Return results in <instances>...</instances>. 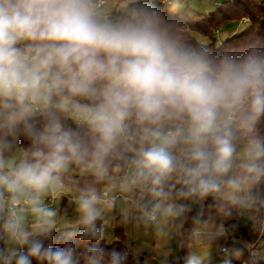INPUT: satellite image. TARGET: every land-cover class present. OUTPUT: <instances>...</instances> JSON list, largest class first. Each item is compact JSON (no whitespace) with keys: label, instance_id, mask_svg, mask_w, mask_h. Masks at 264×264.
Wrapping results in <instances>:
<instances>
[{"label":"clouds","instance_id":"clouds-1","mask_svg":"<svg viewBox=\"0 0 264 264\" xmlns=\"http://www.w3.org/2000/svg\"><path fill=\"white\" fill-rule=\"evenodd\" d=\"M116 161L149 219L209 198L264 210V50L215 55L155 0H0V264H125L58 240L45 203L71 166L104 176ZM100 202L80 196V240H98Z\"/></svg>","mask_w":264,"mask_h":264},{"label":"trees","instance_id":"trees-1","mask_svg":"<svg viewBox=\"0 0 264 264\" xmlns=\"http://www.w3.org/2000/svg\"><path fill=\"white\" fill-rule=\"evenodd\" d=\"M155 3L162 17L182 39L197 45H203L215 55L219 56L225 53L243 54L252 47L264 50V0H223L219 6L208 12H197L188 7L172 8L169 4L160 3L159 0H155ZM125 4L123 6L116 5L113 10L121 9ZM243 17H247L248 20L242 21ZM227 20H239L245 22L246 26L218 42L212 31L220 23ZM198 35L203 36L206 40L199 41ZM27 147L28 141L21 139L18 149L23 151ZM72 167L75 169V173H64L61 180L67 188L74 192L76 197H80L89 190H94L97 193L104 187L117 185L119 183L118 177L125 169L120 161H116L109 168L106 175L98 176L90 170L79 173L78 171L82 168L75 165ZM241 210L232 208L231 213L226 214L219 211L218 207L209 198L203 206H191L177 215L174 227L182 255L185 256L188 253V247L194 239L195 225L198 222L207 220L220 221L225 230L237 234L246 242L255 239L261 222L264 220V210L253 213L256 229L252 238L249 237L247 229L239 219ZM96 223L100 230L98 240H80L78 238L79 227L77 226L58 228L59 231L56 233V237L60 241L69 240L81 253L90 244L98 243L107 250L114 249L125 254V264H147L148 254L144 251L133 250L130 244L126 242L122 215H116L112 219L113 239L108 241L102 237L103 221L101 217ZM262 246H264V242H262ZM258 255L250 254L245 247L237 255V258L231 256L229 261L225 260V264H264V258ZM187 260L184 257L159 264H187ZM197 261L198 264H212L209 261Z\"/></svg>","mask_w":264,"mask_h":264},{"label":"rangeland","instance_id":"rangeland-1","mask_svg":"<svg viewBox=\"0 0 264 264\" xmlns=\"http://www.w3.org/2000/svg\"><path fill=\"white\" fill-rule=\"evenodd\" d=\"M188 1V2H187ZM184 0V7H188L194 11L197 12H208L211 11L215 8V5H213L212 1L213 0ZM110 8V7H109ZM246 26L245 22H241L239 20H227L224 21L222 23H220L217 27L218 32L217 34H215L214 36L217 38V41L220 42L221 40H223L224 38H226L228 36V33L230 31L236 32L238 30H241L242 28H244ZM199 41H205L206 38H204L203 36H197ZM19 151H22L21 149H19ZM85 169H80L78 172L82 173L84 172ZM65 173L68 174H72L75 173V169L71 166ZM125 174V169L122 172V174L118 177V181H120L121 177ZM119 184V183H118ZM107 186L102 188L100 191L108 189L109 191H115V190H119L120 188L117 187L118 186ZM62 188H66V185L63 183V181L61 182V184L53 191L55 196H54V202L50 205H48L49 207L52 206L51 208H53L55 211H57L60 207V202L62 201ZM99 191V192H100ZM99 192H97V194H99ZM130 196L133 200H139V198H137V195L135 193H130ZM117 203V202H116ZM136 203H133V208L132 210L134 211L135 216H137L139 218V215L142 216L141 219V227L142 230L144 232L143 236H140L138 234L139 229H135V234L131 235L129 234V232L127 231V240H133L136 244H140L142 247H144L147 251H152V241L157 243L158 238L156 237L158 234V237H162V235H160V233H158L157 228L155 223H151L149 221L146 220V218L138 211V209L136 208ZM102 207L104 206L105 208L102 209L105 213L103 216V231H102V237H104L107 241L113 239L112 236V230H111V217H112V209H110V207L112 206H105L103 205L101 202L100 204ZM191 206H199L197 204H193ZM117 210V208H116ZM64 213H62V222H66V226H77L78 224L73 223L74 220H76L78 218L79 220V213H74L77 214L75 216H68L67 215V210L64 209L63 210ZM65 214V215H64ZM71 214V213H69ZM73 214V215H74ZM239 219L240 221L244 224L245 228L247 229L248 235L250 238L253 237V234L255 233V221H254V216L252 212H248L246 210H241L240 215H239ZM220 221L218 220H207L206 224L203 223H197L194 227V239L193 241L190 243L189 247H188V253L185 256H195L197 260L199 261H209L212 264H225V259H224V254L221 253L219 251V247L220 244H225V246L228 249L233 250L235 248V241L232 239H228V236L226 237L227 239H225L223 236L224 234H220L219 231H223V228H221L220 226ZM206 226H209V228H205ZM225 230V228H224ZM227 232V230H225ZM171 260H177L179 259L181 256L180 253V248L178 246V242H177V237L175 235L176 231H174L173 228V223H171ZM173 233V235H172ZM230 234H235L233 232H229ZM239 237V236H238ZM240 238V237H239ZM254 239H252L251 241L246 242L245 244H241V248H237V254L238 255L243 248H245L249 243H251ZM240 246V245H239ZM257 254H259V256H264V246L260 247L259 249H257ZM264 258V257H261Z\"/></svg>","mask_w":264,"mask_h":264},{"label":"crops","instance_id":"crops-1","mask_svg":"<svg viewBox=\"0 0 264 264\" xmlns=\"http://www.w3.org/2000/svg\"><path fill=\"white\" fill-rule=\"evenodd\" d=\"M187 1V0H186ZM108 2V7H110L111 9H113L116 5L117 6H123L126 3V0H107ZM188 2V1H187ZM223 2V0H213L212 3L213 5L219 6L221 3ZM184 0H181V5L179 6V8H184ZM232 33V31H230L228 33V35H230ZM120 188V184H118V186ZM62 201L60 202V207L59 209L56 211L57 216H56V221H57V228H61L66 226V222H62V213H64V209L67 210V215L68 216H75L77 214L74 213H78V200L80 197H76L74 192H72V190H70L69 188H62ZM137 195V198H139V193H135ZM48 196V195H47ZM46 198V197H45ZM117 202V203H116ZM137 202V200H133L130 196V193L122 191L120 188V195L116 198L114 205L112 207H110V209H112V217L110 222H112V219L116 216V215H122L123 216V221H124V232H125V238H126V242L128 244H130V246L132 247L133 250L135 251H144L148 254L147 257V264H159V263H164V262H168L171 261V223H173V228L175 231V227H174V221H175V217H162V216H157V220L155 222H151V223H155L156 228L158 233H160V235H162V237H158V235L156 236L158 238L157 243L152 241V251H147L144 247H142L140 244H136L133 240L128 241L127 240V231L129 232V234L134 235L135 234V229H139L138 234L140 236L144 235V232L142 230L141 227V219L142 216L139 215V218L137 216H135L134 211L132 210L133 208V203ZM52 207V206H50ZM99 208L104 209L105 207L98 205ZM117 208V210H116ZM53 209V208H52ZM100 209L101 211V219H103L104 216V211ZM134 209V208H133ZM71 213V214H69ZM74 214V215H73ZM65 215V214H64ZM76 217V216H75ZM78 218L76 220H74L73 223L78 224ZM148 221V220H147ZM150 222V221H149ZM198 223H203L206 224V221L203 222H198ZM221 228L222 224L220 223ZM205 228H209V226H206ZM220 234H224L223 236H225L224 238L227 239L226 237L228 236V239H232L235 241V248L233 250L228 249L229 250V254L231 256H234L237 258V248H241V244H245L246 241H244L243 239L239 238L237 234H230L229 231H225L223 228V231H219ZM173 235V233H172ZM176 235V233H175ZM227 235V236H226ZM178 242V240H177ZM179 246V243H177ZM221 245H225V244H220ZM240 245V246H239ZM180 248V247H179ZM220 248V247H219ZM181 251V250H180ZM181 256L179 259L182 258H186L188 259L190 256H184L182 255V253H180ZM264 257V256H261Z\"/></svg>","mask_w":264,"mask_h":264},{"label":"built area","instance_id":"built-area-1","mask_svg":"<svg viewBox=\"0 0 264 264\" xmlns=\"http://www.w3.org/2000/svg\"><path fill=\"white\" fill-rule=\"evenodd\" d=\"M160 3L167 5L168 3L166 2V0H159ZM248 18L247 17H243L242 21H247ZM213 34H217L218 29L215 28L213 29ZM126 171V169H125ZM101 196V203L105 206H113L114 202L116 200V198L120 195V191L119 190H115V191H109L108 189L102 190L99 192V194ZM54 192H52L51 194H49L48 196H46L45 198V203L47 205H50L54 202ZM145 217V216H144ZM146 220L150 221V222H155L157 220V217L154 219H149L148 217H145ZM262 242H264V220H262L261 225H260V229L255 237V239L249 243L246 248L249 251L250 254H257V249H259L262 246ZM219 251L221 253L224 254V259L226 261H229L231 259V255L229 254V250L225 245H221L219 248ZM259 256V255H258Z\"/></svg>","mask_w":264,"mask_h":264}]
</instances>
